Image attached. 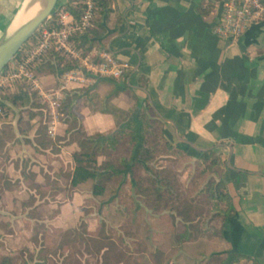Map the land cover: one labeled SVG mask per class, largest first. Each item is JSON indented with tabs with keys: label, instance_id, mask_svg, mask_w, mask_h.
Segmentation results:
<instances>
[{
	"label": "rangeland",
	"instance_id": "1",
	"mask_svg": "<svg viewBox=\"0 0 264 264\" xmlns=\"http://www.w3.org/2000/svg\"><path fill=\"white\" fill-rule=\"evenodd\" d=\"M24 1L0 0V40L15 26L14 19ZM65 2L58 0L53 12L3 68L0 77L17 72L21 58L34 47L43 28L58 27V13L68 10L59 7ZM76 2L82 6V0ZM98 16L95 8L87 29L92 30L91 37L95 32L102 37L106 34L109 19L100 27ZM81 34L71 39L78 58L52 48L31 68L45 94L54 99L57 94L60 96L55 99L58 101L55 118L41 92L27 79H9L0 86V255L11 256L14 264H22L29 255L35 256L38 247L31 240L35 232L44 240L47 249L52 250L55 245L63 247L51 259L58 264H220L217 256L227 253L218 233L221 217L212 219V214L206 217L204 198H198L196 203L204 209V214L197 219L198 229H189L186 237L180 238L188 224L175 212L149 211L131 193L127 183L108 186L106 194L99 198L91 195L92 182L77 189L70 186L69 176L74 167L72 155L78 150L73 142L77 131L83 129L74 110L75 104L92 103V109L94 103L99 109L112 105L101 101L96 91L87 92L102 81L65 84L64 73L70 69L62 73L57 70V64H72L75 67L71 69L84 70L85 62L100 61V53L106 50L105 37L93 41L88 48L89 45H83L78 39ZM54 51L63 61L52 55ZM12 95L20 96L16 103H12ZM168 141L177 147L174 136ZM196 161V155L189 152L184 156L164 158L158 165L172 168L180 186L189 192L188 195H193L208 178L206 174L199 175ZM139 175L144 176L142 171ZM35 184L42 190H30ZM101 230L112 243L105 259L101 255L88 254V251L94 252L90 238ZM67 241L69 243H65Z\"/></svg>",
	"mask_w": 264,
	"mask_h": 264
},
{
	"label": "crops",
	"instance_id": "2",
	"mask_svg": "<svg viewBox=\"0 0 264 264\" xmlns=\"http://www.w3.org/2000/svg\"><path fill=\"white\" fill-rule=\"evenodd\" d=\"M110 7L104 48L130 65L114 80L127 87L110 103L129 111L143 102L146 94L133 87L143 79L180 137L202 149L232 148L234 170L226 167L223 179L235 216L223 243L227 253L248 255L240 264H264V24L236 39L216 36L220 0H111ZM113 90L103 80L92 92L102 101ZM93 106H74L86 135L114 132V117ZM165 123L169 139L174 129ZM227 147H219L225 161Z\"/></svg>",
	"mask_w": 264,
	"mask_h": 264
},
{
	"label": "trees",
	"instance_id": "3",
	"mask_svg": "<svg viewBox=\"0 0 264 264\" xmlns=\"http://www.w3.org/2000/svg\"><path fill=\"white\" fill-rule=\"evenodd\" d=\"M75 2L76 0H66L59 7L68 9L75 17H78L82 6L79 2ZM94 2L96 14L99 15L97 18L98 25L104 27L103 21L108 18L111 12L110 0H94ZM199 10L205 13L206 7H200ZM91 31H84L78 36L83 45H89L88 48L93 45V41H99L102 38L98 32H95L92 37L89 36ZM32 45L30 44V46ZM52 55L56 56L60 62L63 61L58 52L54 51ZM73 67L75 66L72 64L65 66L57 64L59 73ZM98 80H109L114 84V90L103 100L105 103L110 102L118 92L127 87L124 81L122 84H118L112 78H100ZM138 84L147 89V84L143 79H140ZM91 90L93 87L87 92ZM19 97V95H12L10 99L12 103H16ZM145 101H147V97L140 103L136 100L135 106L130 111L121 110L114 105H111L110 108L104 106L101 111L111 114L116 123L115 131L110 134L86 135L84 129L77 131L73 143L77 145L78 150L72 155L74 167L69 176L70 186L77 189L87 182H92L91 195L94 198H99L106 194L108 186L116 183V187H119L127 183L131 193L139 198V201L149 211L154 213L160 211L175 212L183 222L188 224L184 233L179 236L180 238L186 237L187 230L198 229L199 221L197 219L198 216L204 214V209L199 208L196 203L198 198H204L206 217L211 214L212 219L221 217L218 233L223 239L225 233L230 230V220L234 218L235 210L232 197L227 191L223 179L227 168L220 153L221 148H214L206 153H198L178 142H176L177 147L172 145L167 139L164 127L166 123L157 116L150 104ZM22 104L25 105V102ZM178 146H182L184 149ZM189 152L196 155V164L200 169L199 175L206 174L208 176L203 186L193 195H188V191L180 186L176 172L172 168L158 165L164 158L184 156ZM99 158L103 160L99 162ZM140 171L143 172L144 176L139 175ZM30 190L37 192L42 189L38 184H35ZM31 240L34 246L38 247V251L35 256L29 255V259L23 261L22 264H29V261L33 264H58L51 259L57 255L60 248H63L61 245H57L58 247L55 245L52 250L47 249L43 244L44 240L35 232ZM90 241L93 244L94 252L88 251V254L101 255L105 259L112 243L105 236L104 231L101 230L91 237ZM217 258L221 260L220 264H240L243 260L249 259L248 255L238 253H225L223 256H217ZM0 264L14 263L11 256L0 255Z\"/></svg>",
	"mask_w": 264,
	"mask_h": 264
},
{
	"label": "built area",
	"instance_id": "4",
	"mask_svg": "<svg viewBox=\"0 0 264 264\" xmlns=\"http://www.w3.org/2000/svg\"><path fill=\"white\" fill-rule=\"evenodd\" d=\"M220 7L219 18L213 25V33L218 37L239 38L252 24L264 21V0H220ZM94 10V0H82V10L78 17H75L68 10H61L58 13V27L43 28L41 30L34 47L26 52L25 57L21 58L17 72L0 77V86L4 85L9 79H27L35 89L41 92L45 98V103L51 110L52 117L55 118V111L58 106V101L55 99L60 96L57 94L54 99L49 94H45L40 83L34 77L31 68L35 66V63L47 50L52 48L73 58H78L79 53L72 47L71 39L90 27ZM99 56L100 61L95 64L85 62L84 70L70 69L65 72V84L70 81L77 82L80 85L91 84L99 78L119 79L124 77L130 69L128 62L117 60L108 50H103ZM49 132L51 134L52 131Z\"/></svg>",
	"mask_w": 264,
	"mask_h": 264
},
{
	"label": "water",
	"instance_id": "5",
	"mask_svg": "<svg viewBox=\"0 0 264 264\" xmlns=\"http://www.w3.org/2000/svg\"><path fill=\"white\" fill-rule=\"evenodd\" d=\"M57 3H58V0H45V7L37 16L31 19L27 24L22 26L11 38H9L7 41L0 44V72L10 62V60L15 56V54L21 49L22 45L31 38L34 32L42 25V23L53 12ZM220 12H221V7H219V10L216 14L215 22H217ZM262 24H264V21L258 22L256 24H252L250 27L254 25H262ZM133 87L142 90L146 94L147 102L150 104V106L153 108L154 112L157 114L159 118H161L164 122L171 123L174 129L173 136L178 143L184 144L188 146L190 149H192L193 151L198 152V153H206V152L213 150L214 148L227 147L226 145H223V144H216L212 147L201 149V148L196 147L190 141L180 137L176 131L175 124L171 120L164 118L160 114V112L157 110V108L154 106L149 92L141 86H133ZM227 148L229 150V153L225 161L226 167L230 170H234V168L230 164L232 148L231 147H227Z\"/></svg>",
	"mask_w": 264,
	"mask_h": 264
},
{
	"label": "bare ground",
	"instance_id": "6",
	"mask_svg": "<svg viewBox=\"0 0 264 264\" xmlns=\"http://www.w3.org/2000/svg\"><path fill=\"white\" fill-rule=\"evenodd\" d=\"M44 7L45 0H25L20 13L14 19L13 25L15 26L6 31L0 40V44L11 38L22 26L37 16Z\"/></svg>",
	"mask_w": 264,
	"mask_h": 264
}]
</instances>
